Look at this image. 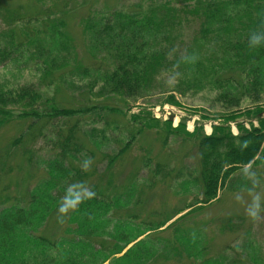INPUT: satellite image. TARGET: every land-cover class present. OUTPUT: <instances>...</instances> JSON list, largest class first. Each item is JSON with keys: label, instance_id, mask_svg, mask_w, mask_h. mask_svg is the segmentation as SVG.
<instances>
[{"label": "rangeland", "instance_id": "rangeland-1", "mask_svg": "<svg viewBox=\"0 0 264 264\" xmlns=\"http://www.w3.org/2000/svg\"><path fill=\"white\" fill-rule=\"evenodd\" d=\"M129 1L97 0L95 6L106 3L113 7ZM28 2L36 4V9L45 15L34 13L35 6L28 9ZM52 4L53 0H41L40 5L34 0H0V30L11 26L7 14H34L36 19L27 24L28 31L39 37L42 45H48L47 18L42 17L52 18L59 13ZM79 18H66L67 26L62 28L73 37L72 58L52 74H43V64L26 54L0 65V90L31 85L42 97L38 105L41 111L49 110L53 103L58 107L89 108L85 113L56 118L31 115L21 118L17 117L21 107L11 109L12 119L0 126V207L25 205L33 187L48 176V161L59 156L61 146L56 142L72 128L83 148L65 160L72 168L87 174L81 181L68 178L62 183L64 189L58 193L61 202L67 192L80 197L94 193V185L102 189L99 192L104 196L121 195L123 201L130 203L109 213L113 221L108 229L116 220L127 222L122 244L142 234L137 240L144 239L156 249L155 260L148 264H264V150L261 161L235 170L217 196L204 203L195 139L183 135L182 130L170 134L167 131L181 122L187 132L199 128L205 135L212 134L214 126L221 124L233 134L242 126H258V119L247 117V112L264 108V93L257 100L241 96L236 105L225 103L217 99L218 83L204 80L201 86H193L190 84L196 83L192 82L195 75L187 74L189 79H184L181 72L171 71L160 75L152 89L135 98L99 93L102 82L96 80V68L103 69L109 61L91 53L82 41ZM171 95L175 102L168 101ZM156 105L173 106L183 114L174 115L171 121L163 116L155 118L150 108ZM145 111L151 120L146 116L131 117ZM230 114L235 116L227 117ZM141 126L143 132L136 135L114 164L107 166L109 158ZM17 137L20 140L14 144ZM87 159L92 163L84 170ZM158 165L161 167L157 168ZM256 194L260 195L261 211L257 219H251L245 210ZM67 214L53 213L41 234L48 238L62 237L61 219Z\"/></svg>", "mask_w": 264, "mask_h": 264}, {"label": "trees", "instance_id": "trees-1", "mask_svg": "<svg viewBox=\"0 0 264 264\" xmlns=\"http://www.w3.org/2000/svg\"><path fill=\"white\" fill-rule=\"evenodd\" d=\"M34 1L41 4V0ZM31 3L28 2V9L35 6L34 13L45 15ZM96 3L97 0H53L59 13L52 18L42 17L47 18L48 45H42L41 39L28 31L27 24L36 19L34 14L5 15L11 18V26L0 30V65L27 56L43 64V74H52L72 58L73 37L62 28L67 26L66 18L80 17L77 24L82 41L91 53L109 61L103 69L96 68V80L102 82L99 93L135 98L152 89L159 76L168 71L181 72L184 79H189L187 74L195 75L192 82L197 84H190L193 86H201L204 80L218 83L217 99L225 103L236 105L241 96L257 100L264 93V44L255 48L248 44L254 31H264V0H130L113 7L106 3L96 7ZM16 22H21L20 26L15 27ZM29 47H33L32 51ZM41 101L40 93L31 85L0 90V126L12 119L14 107H21L17 114L21 118L67 117L89 109L58 107L53 103L49 110L41 111ZM168 101L175 102L174 96H169ZM146 112L131 117L146 116L151 120ZM232 116L235 114L227 117ZM247 117H256L258 126H242L237 134L222 124L214 126L210 135L199 132V128L187 132L182 122L176 128L167 125L169 134L182 130L183 135L195 139L204 203L217 196L235 170L261 161L264 108L247 112ZM141 128H136L109 158L107 166L125 153L136 135L143 132ZM19 140L17 137L13 143ZM56 143L61 146L59 156L48 161V176L33 187L25 205L0 207V264H148L155 260V246L146 244L144 239L137 240L142 234L120 243L127 222L116 220L108 229L113 221L109 213L130 202L123 201L121 195L104 196L97 185L92 188L94 195L81 196L76 207L61 219L62 237L41 234L44 223L58 211L62 183L68 178L81 181L87 174L65 160L83 148L72 128Z\"/></svg>", "mask_w": 264, "mask_h": 264}, {"label": "clouds", "instance_id": "clouds-1", "mask_svg": "<svg viewBox=\"0 0 264 264\" xmlns=\"http://www.w3.org/2000/svg\"><path fill=\"white\" fill-rule=\"evenodd\" d=\"M248 44L250 48L259 47L261 44H264V31H254L249 36ZM91 163L92 161L90 159L85 160L83 163V169L88 170ZM87 195L90 197L94 195V193L89 192L87 193ZM80 198L81 197L79 195L72 196L71 193L67 192L65 196L62 198V202L58 208V213L60 215L67 214L70 209H74L76 207V205L80 202ZM237 199L239 200L240 197L237 196ZM245 211H246V215L251 219L258 218L259 213L261 211L259 194L253 195L251 203L248 204Z\"/></svg>", "mask_w": 264, "mask_h": 264}, {"label": "built area", "instance_id": "built-area-1", "mask_svg": "<svg viewBox=\"0 0 264 264\" xmlns=\"http://www.w3.org/2000/svg\"><path fill=\"white\" fill-rule=\"evenodd\" d=\"M150 110L152 111V116L155 118H159L161 116H163L164 118H167L169 116H174L176 114H183V112H181L180 110H177L175 107L171 106V107H167L164 106L163 108H161V105H156L153 108H150ZM175 120V118H174Z\"/></svg>", "mask_w": 264, "mask_h": 264}, {"label": "water", "instance_id": "water-1", "mask_svg": "<svg viewBox=\"0 0 264 264\" xmlns=\"http://www.w3.org/2000/svg\"><path fill=\"white\" fill-rule=\"evenodd\" d=\"M169 120H172V116L169 117Z\"/></svg>", "mask_w": 264, "mask_h": 264}]
</instances>
